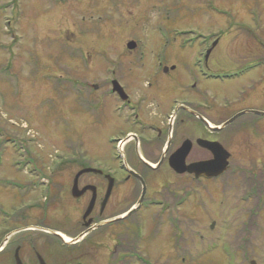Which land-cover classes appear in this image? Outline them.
Returning <instances> with one entry per match:
<instances>
[{"label":"rangeland","instance_id":"rangeland-1","mask_svg":"<svg viewBox=\"0 0 264 264\" xmlns=\"http://www.w3.org/2000/svg\"><path fill=\"white\" fill-rule=\"evenodd\" d=\"M211 3L214 11L209 9ZM220 9L230 11L228 18ZM216 36L219 40L210 61L214 69L230 70L264 58V0H0V202L8 206L18 201L16 192L2 186L3 182L30 180L27 172L16 169L35 165L50 179L48 204L38 202L39 217H43L38 225L65 229L66 234L78 220V229L84 228L80 222L88 194H71L77 169L85 164L111 165L108 135L126 126L112 112L117 100L110 95V81L116 79L134 99L148 92L142 113L153 114L168 105L177 85L184 93L188 81L176 68L153 76L159 68L154 59V53H160L159 45L168 44L164 48L167 59L161 61L178 65L199 47L182 50L181 42ZM129 41L136 43L134 49L126 47ZM148 80L150 89L145 85ZM73 81L72 89L69 82ZM206 86L218 93L212 101L215 109H220L224 98L230 101L227 110L221 109L227 111L225 116L214 117L215 124L244 107L257 110L243 109L236 117L264 112V65L235 80H214ZM258 114L243 116L213 134L228 153L231 168L225 181L229 189L223 180L205 184L206 190L198 184L196 190L203 193L190 199L184 192L192 186L189 173H176L166 162L156 171L143 170L148 180L139 182L147 185V196H178L181 205L172 211L182 240L174 243L173 223L148 205L110 222V217L133 209L140 192L135 180L120 181L101 214L106 220L93 226V233L73 251L75 262L121 264L125 256L121 250L129 249L127 245L120 249L121 244L134 238L135 226L143 223L144 237H137L133 248L146 264H248L251 260L264 264V123L256 120ZM128 148L129 144L122 146ZM194 156L185 158V164ZM203 156L208 153L198 155ZM157 159V154L145 158L153 166ZM56 165L55 172L47 169ZM240 167H247L245 174L254 176L256 185L251 189L258 188L242 206L237 202L238 180L233 176ZM81 175L79 184L87 182L85 175L79 179ZM89 181L94 186L95 181ZM39 183L38 200L45 188V182ZM98 204L87 219L100 217ZM256 210L262 218L251 220ZM43 239L39 235L37 245ZM7 256L8 251L0 253V264ZM52 261L56 263L57 255ZM131 264L145 263L136 258Z\"/></svg>","mask_w":264,"mask_h":264},{"label":"flooded vegetation","instance_id":"flooded-vegetation-1","mask_svg":"<svg viewBox=\"0 0 264 264\" xmlns=\"http://www.w3.org/2000/svg\"><path fill=\"white\" fill-rule=\"evenodd\" d=\"M211 1L214 2V0ZM208 6H210L209 9L214 11L212 3ZM218 12L224 14L227 18L230 13V11L227 9H221V11ZM216 40H219L217 36L215 38L212 37L211 40H201L200 43L195 45L199 46L197 51L192 52L193 54L189 55L185 59H182L178 65H170L174 66L172 69L170 66L164 64L161 61L162 59H167V53L164 49L168 45L167 42L164 41L159 45L158 49L160 53H154L156 66L159 68H155L153 76H156L160 72L162 74L168 73L171 70H175V68L177 69L178 73L183 71L184 80L188 78V81L185 84V92L187 93L184 92L181 94L182 91L179 90L181 86L177 85L175 93L168 105L161 110L153 112V114L150 112H146L145 114L142 113V109L144 108L145 104H148V92H142L136 96V99H134L131 93H129V91L124 88L127 94V100L121 101L119 100V97L116 93L110 91V95L114 96L117 100L116 107L112 109V112L114 115H116L115 117L118 116L117 118L121 119L126 126H119L117 127L116 131L108 135H112L111 146L114 152V158L112 157L111 159L112 164L109 166L106 164L105 166H98L97 168L102 170L100 173L89 172L84 173L79 177L80 179L83 175L87 176V178L83 177L87 181L83 184H79L78 180L77 186L79 189L85 187L86 185H91L92 182L89 181V179L95 181L94 188L96 201L93 208H95L97 201L99 203L98 213L100 217L98 218L97 216H93L92 218L88 219L87 217L85 219L82 217L80 225H82L84 228L78 229V220L74 221L75 224L73 225L70 223L71 232H66V234L65 229H63V232L53 228L46 229L38 225L41 223L39 222L40 218H43L39 217L40 214L38 212V205L41 204L38 202L41 201V203H45L46 205L48 204L47 201L49 199V194L47 189L50 179L47 178L49 176H44V172L37 166L17 167V172H22L24 170L29 174L27 175L30 177V180L28 181H24V179H22L25 177L22 174L20 176L22 180H4L2 186L13 189L19 198L17 202H12L11 200L12 204L10 203L8 206L0 202V251L3 253L8 251L7 260L6 262H3L4 264H51L52 258L55 260L56 255L57 261L55 264H80L75 262V254L73 251L80 248V242L93 233V226H98L99 223L106 220V218H101V214L106 208L105 205L101 209V202L104 198L108 183L106 176L107 174L113 178L110 195L115 184L120 183V181L125 182L127 180L133 179L140 185L139 180H148L147 174H145L143 171L144 169L156 171L165 162L168 167L171 168L169 165L170 155L179 149L187 140L190 142V149L186 158L189 155H195L194 158L191 159L190 163L208 161L213 158L212 152L207 148L209 143H212L216 140L213 138V134L226 128L243 116L252 117L254 115V113L250 112L244 113L240 116L234 117L228 125L216 130L214 129L215 126L221 125L243 109H257L250 106L244 107L243 109L231 113L224 120L215 124L214 117H224L227 111L222 112L221 109L227 110L226 108L230 107L227 103L230 101L229 99L227 100L224 98L221 101L220 109H215L212 101L214 100V96H218V93L215 95L213 92L214 90H212L209 86H206V84L208 82H213L214 80L218 82L223 81L227 78L235 80L236 77L243 76L245 74L247 75V73L253 71V69H258L261 67V65H264V58H262L252 60L248 64L245 63L230 70L214 69V64L210 61L213 54L212 51L218 44ZM182 46L183 44L181 43L179 48L182 49ZM195 46H189L187 48L191 49ZM139 57L143 59L144 53H141V56ZM230 73L234 74L229 75ZM221 75L222 77L220 78ZM151 79L154 78L152 77ZM145 85L146 88L150 89L152 83L150 80H148ZM240 95L242 96L241 92ZM256 120L262 121L264 123V116L258 114ZM251 121L252 119L250 122ZM120 140H122L123 145L129 144V148L126 150L122 149L121 153H118L115 148L117 147V144ZM147 152L152 157H154L156 154L158 155L157 161L154 162L155 164L153 163L154 166L152 164H148V161L145 160L146 156L150 157L149 155H144ZM204 152H207L208 156L198 157V155H203ZM133 159L134 162L132 161ZM58 166L59 165H56L51 167V169H47L55 172ZM81 168L82 167H79L77 171H79ZM230 168L231 167L229 165L228 159L226 170L224 173L216 177H206L202 175L195 177L194 174H188L190 176L189 181L192 183V186L185 188L184 192L190 195V199L193 197V199L196 200L197 195H201L203 193H199L196 190V185L202 184L204 190H206L209 188L206 185L217 182V180H223L227 185L226 189H229L230 184L225 181V177ZM245 169H247V167L235 168V173L233 174V176H236L238 180L237 184L239 187V196L237 200L240 205L251 200V198L257 194L258 190V188H254L255 190L251 189L256 185V181L254 180V176L245 174L248 172V169L247 171ZM261 171L264 173V168L261 169ZM136 174H138L142 179L140 177H135ZM39 182H45V184L42 183L45 188L44 191H42L43 195L40 200H38L36 195L38 192V185L40 184ZM103 182L104 187L101 186ZM141 189H144L143 195H141ZM86 194H88V197L90 198L92 194L91 190H86L83 196ZM160 194L161 193H159V195L147 196V185L142 184V186L140 185V192L136 198V203L134 204L136 205L140 200V204L137 209H145L147 205L149 209L157 208V212H159L160 215H163L173 223V226L175 227L174 229L176 230L174 234L177 236V239L175 238L174 243H178L179 240H182V230L179 229L177 225V219L174 217L172 210L173 208L179 207L181 204H179L178 196L166 197L165 195V197H162ZM100 197L102 200H100ZM188 198L185 197L183 200L187 201ZM130 209H126L123 216L115 215L113 218L110 217L109 221L113 223V221L117 219L124 218L129 214ZM250 213L251 216H253L252 212ZM255 214L256 216H253V219L251 218V220L262 218L257 210L255 211ZM89 220L90 222L86 225V222ZM137 227H139L141 232L138 231ZM134 229L135 234L133 237H142L143 239L145 233L143 229V223H139V225H136ZM139 233L141 236H138ZM62 234H64V236L67 235L70 239L65 241L61 237ZM39 235L43 236L44 239L41 241L40 245H37V237ZM134 238H131L130 241L128 240L121 244L120 249H122L125 245L129 246V249L121 250L124 253L123 255H125L121 260V264H131L132 259L136 261V258L137 261L146 263L141 257H139L138 251L133 248V245L136 246L139 242L138 239Z\"/></svg>","mask_w":264,"mask_h":264},{"label":"water","instance_id":"water-1","mask_svg":"<svg viewBox=\"0 0 264 264\" xmlns=\"http://www.w3.org/2000/svg\"><path fill=\"white\" fill-rule=\"evenodd\" d=\"M126 47L128 49H133L135 47V42H133V41L127 42ZM171 68H173V67H171ZM111 86H112L111 89L113 92H116L123 101L126 100L127 96L124 93L120 84L116 80L111 81ZM252 112L264 115V112L263 113L257 112V111H252ZM235 117H236V115H235ZM233 118L224 122L220 127H214V129L216 130L218 128L226 126L227 124H229L233 120ZM207 148L213 154L212 159H210L208 161H204V162L185 164V158H186V156L189 152V149H190V142L187 140L182 144V146L179 149H177L173 154L170 155L169 165L176 173H179V174L185 173V172L186 173H193L195 175V177H198L201 175L206 176V177L219 175L226 170L228 153L225 151V149L218 142H215V141L212 143H209V145H207ZM90 171L97 172L98 170H93L90 168L80 170L77 173L76 178H75L74 183H73V186L71 188V194L74 197L81 196L88 189H90L92 191V196H91V198L87 204V207L84 211V214L82 216L83 219H85L93 210V207L95 204V188L91 185H87V186L83 187L82 189H78L77 177L82 173L90 172ZM111 186H112V181H111V178H109V182H108V185L106 188V192H105L104 198L101 202V209L105 206V203H106V201L110 195ZM139 204H140V200L137 202V205H139ZM89 222H90V220L86 222V225ZM248 264H256V262L254 260H251V261H249Z\"/></svg>","mask_w":264,"mask_h":264},{"label":"bare ground","instance_id":"bare-ground-1","mask_svg":"<svg viewBox=\"0 0 264 264\" xmlns=\"http://www.w3.org/2000/svg\"><path fill=\"white\" fill-rule=\"evenodd\" d=\"M121 148V147H120ZM65 238V237H64ZM65 240H67L66 238H65Z\"/></svg>","mask_w":264,"mask_h":264}]
</instances>
